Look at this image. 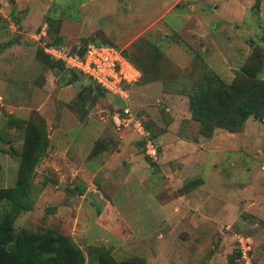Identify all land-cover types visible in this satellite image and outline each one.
Returning <instances> with one entry per match:
<instances>
[{
  "label": "rangeland",
  "instance_id": "1",
  "mask_svg": "<svg viewBox=\"0 0 264 264\" xmlns=\"http://www.w3.org/2000/svg\"><path fill=\"white\" fill-rule=\"evenodd\" d=\"M92 43L138 70L128 99L42 47ZM216 78L264 81V0H0V188L16 189L27 134L43 149L14 232L67 238L76 264H245L238 238L264 264V219L231 195L264 166V119L203 128L192 106Z\"/></svg>",
  "mask_w": 264,
  "mask_h": 264
},
{
  "label": "trees",
  "instance_id": "2",
  "mask_svg": "<svg viewBox=\"0 0 264 264\" xmlns=\"http://www.w3.org/2000/svg\"><path fill=\"white\" fill-rule=\"evenodd\" d=\"M85 49L77 55L82 56ZM122 52L130 60L126 53ZM45 57L48 59L46 55ZM52 63L55 64L54 67L63 68L61 63ZM213 86L214 88L211 87L212 89L209 87L210 91L209 89L205 91V85H201L200 89L206 92L209 100H202L200 106L196 104L192 106V112H197L201 117L203 128L212 127L209 130L217 128L235 132L250 117L260 120L264 119V81L257 82L252 79H244L239 83L236 81L232 85H227L216 78ZM212 108L229 112L230 118H224L223 121L220 119L213 123H211V120L210 122L207 121L205 114H210ZM40 142L37 138L29 134L26 135L20 155L16 189L11 191L0 188V204L2 201H7L11 204V209L0 222V264L78 263V260L75 261L77 254H74V257L71 254L68 256V249H64V246L68 245L69 242L67 238L60 237L61 239L58 242L50 233H33L24 230H20L19 233L14 232L12 224L14 219L20 212L28 211V208L22 203L23 199L21 197L24 194V184L20 180H22L23 176H26L25 181L30 179L33 167L43 151L36 145L40 144ZM70 250L74 249L70 248ZM75 250L73 253H75Z\"/></svg>",
  "mask_w": 264,
  "mask_h": 264
},
{
  "label": "built area",
  "instance_id": "3",
  "mask_svg": "<svg viewBox=\"0 0 264 264\" xmlns=\"http://www.w3.org/2000/svg\"><path fill=\"white\" fill-rule=\"evenodd\" d=\"M43 53L51 61L58 62L67 70L82 75L106 94L115 98L128 99L127 89L139 79V72L120 49L107 45L89 44L82 56L72 55L63 48L43 44ZM127 121L131 118L126 110ZM141 131L140 121L133 122ZM141 127V128H140ZM147 147H150L148 144ZM150 150V149H148ZM150 152V151H148ZM238 253L245 264H252L248 257L247 242L238 238Z\"/></svg>",
  "mask_w": 264,
  "mask_h": 264
},
{
  "label": "crops",
  "instance_id": "4",
  "mask_svg": "<svg viewBox=\"0 0 264 264\" xmlns=\"http://www.w3.org/2000/svg\"><path fill=\"white\" fill-rule=\"evenodd\" d=\"M246 186L247 187L238 186V189L231 195L236 196V198L241 197L244 199L241 193H249V199L243 200L244 205H247L245 209L251 210L254 213H252V215L256 216V218L264 219V166H262L260 171L256 174L253 183Z\"/></svg>",
  "mask_w": 264,
  "mask_h": 264
}]
</instances>
